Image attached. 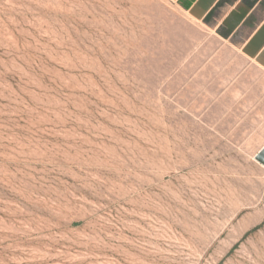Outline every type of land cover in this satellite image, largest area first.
I'll use <instances>...</instances> for the list:
<instances>
[{"label":"rangeland","instance_id":"1","mask_svg":"<svg viewBox=\"0 0 264 264\" xmlns=\"http://www.w3.org/2000/svg\"><path fill=\"white\" fill-rule=\"evenodd\" d=\"M263 145L264 70L171 0H0V264H264Z\"/></svg>","mask_w":264,"mask_h":264},{"label":"crops","instance_id":"2","mask_svg":"<svg viewBox=\"0 0 264 264\" xmlns=\"http://www.w3.org/2000/svg\"><path fill=\"white\" fill-rule=\"evenodd\" d=\"M171 1L191 20L210 26L222 40L235 41L240 54L264 70V0Z\"/></svg>","mask_w":264,"mask_h":264},{"label":"water","instance_id":"3","mask_svg":"<svg viewBox=\"0 0 264 264\" xmlns=\"http://www.w3.org/2000/svg\"><path fill=\"white\" fill-rule=\"evenodd\" d=\"M254 161L260 166L264 167V146L254 156Z\"/></svg>","mask_w":264,"mask_h":264},{"label":"bare ground","instance_id":"4","mask_svg":"<svg viewBox=\"0 0 264 264\" xmlns=\"http://www.w3.org/2000/svg\"><path fill=\"white\" fill-rule=\"evenodd\" d=\"M203 35V34H202ZM199 43V42H198ZM203 69V68H202ZM207 74V73H206ZM197 110V109H196Z\"/></svg>","mask_w":264,"mask_h":264}]
</instances>
